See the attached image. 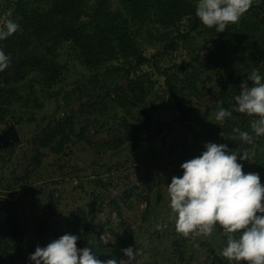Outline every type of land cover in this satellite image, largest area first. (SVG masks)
Segmentation results:
<instances>
[{
    "label": "rangeland",
    "instance_id": "1",
    "mask_svg": "<svg viewBox=\"0 0 264 264\" xmlns=\"http://www.w3.org/2000/svg\"><path fill=\"white\" fill-rule=\"evenodd\" d=\"M124 1L82 0L72 14L59 17L57 24L61 29L82 32V44L93 43L100 33L96 26L105 20L101 17L94 23L90 16L105 3L112 19L128 18V24H123L128 26L124 33L131 40L127 54L119 46L118 33L110 27L105 33L111 34L115 58L102 49L91 57L82 55L72 40L49 53L54 39L50 34L34 53L32 48L29 52L40 57V71L16 81L19 58H10L3 71L8 81L7 85L0 83V90L7 103L6 111H0L4 117L0 134L14 126L20 142L0 148L1 264H34L29 256L35 248L70 234L68 219L79 211L91 222L92 243L101 240L112 248L124 237L132 240L136 258L130 264H230L221 255L227 240L219 225L208 236L177 233L168 184L173 176L183 175L181 164L199 156L208 142L226 144L230 151L235 147L241 155L247 152L248 160H238L243 171L260 174L264 136L253 137L251 145L234 131L239 129L234 121L243 123L249 118L233 111L234 97L242 82H251L243 75L237 80L240 67L234 58H243L246 65L253 59L257 63L254 71L264 77V21L254 25V19L250 20L253 11H249L229 34L205 25L190 32L192 15L184 11L167 13L153 0L145 15L144 6L128 15ZM188 4L196 10L197 0ZM50 6L51 0H0V27L6 20L19 24L21 9L31 12L49 10ZM259 15L264 20V10ZM189 33L190 37L182 40L181 36ZM139 56L148 61L138 66ZM54 67L60 77L50 83L46 70ZM113 67L121 71H112ZM164 74L183 90L184 113L169 95ZM190 77L196 78L194 95L182 83ZM137 80L144 82L149 95L138 106L126 107L127 112L113 103L114 90L128 89ZM221 82L229 87L226 100L221 98ZM106 90L114 92L112 98L106 96ZM100 94L106 96L104 101ZM221 107L232 115L217 121L215 115ZM69 117L73 118L66 127L69 140L63 143L59 138L50 148H40L38 155V137ZM124 119L130 122L132 132L128 133ZM125 137V144L116 148L118 140ZM249 145L252 149L246 151L244 147ZM260 180L264 184L263 176ZM14 229H19L17 248V242L8 238ZM127 261L124 254L120 264Z\"/></svg>",
    "mask_w": 264,
    "mask_h": 264
},
{
    "label": "clouds",
    "instance_id": "2",
    "mask_svg": "<svg viewBox=\"0 0 264 264\" xmlns=\"http://www.w3.org/2000/svg\"><path fill=\"white\" fill-rule=\"evenodd\" d=\"M259 0H197L196 16L217 33L225 32L229 24H238L242 16ZM20 30L13 20L0 27V40L7 39ZM10 65V57L0 50V72ZM241 83L239 95L234 97L233 111L255 117L250 128L255 136H264V77L253 71ZM232 111L219 108L215 119L223 121ZM238 132L245 143L252 144L253 136L247 131ZM205 150L181 164L183 175L173 176L168 184L170 208L177 233L188 237L190 233L211 235L216 226L223 230L227 244L221 255L230 264L249 262L264 264V184L258 173L243 171L238 160H248L230 151L226 144L208 142ZM77 235L64 234L48 243L37 246L30 254L34 264H117L114 259L101 261L90 248L77 246ZM130 264L135 261L131 247L123 249Z\"/></svg>",
    "mask_w": 264,
    "mask_h": 264
},
{
    "label": "trees",
    "instance_id": "3",
    "mask_svg": "<svg viewBox=\"0 0 264 264\" xmlns=\"http://www.w3.org/2000/svg\"><path fill=\"white\" fill-rule=\"evenodd\" d=\"M82 0H51V6L49 10H39L35 9L31 12H24V10L21 9L22 18L19 22L20 30L8 37L5 40H0V50H2L6 55H8L10 58H19L17 69L14 74V79L16 81H20L21 78L25 79V76L29 72H38L42 68V61L39 59L40 57L36 55L29 54L30 49L32 53H34L37 48L44 44L45 38H48L50 34H53L54 39L52 42L51 47L49 48V53L54 52L55 47L61 45L64 41L72 40L74 45L81 50L82 55L86 54L87 57H91L93 54L95 55L99 49H102L103 51H106L109 58H115L116 57V51L114 46L113 40L110 39V32L106 29L110 27L113 31H116L118 33L117 35V41L123 51V53L127 54L126 50L128 48V44H130L129 41H131L128 36L124 33L126 32L127 25L124 26L123 24H128V18L123 16H120V18L116 17L115 19H112V14L109 11H106L105 9V3H100L98 7H96L95 12L91 14L90 18L92 19V22L97 23L99 18L103 17L105 20V23L98 24V27L96 26L95 31L98 32L100 30L99 35L95 39L93 43H84L82 44V32H79L77 30H74L73 28H60L59 24H57V20H59V17H66L70 13H73V10L76 8V5L81 2ZM153 0H125L126 3V9L128 12V15L137 13L138 10L141 9V7L144 6V15L148 11V5ZM159 1L158 3L161 4V6L167 10V13H169V10H181L184 11L187 15H192V24L193 28L190 32L198 31L202 27V23L199 20V18L196 16V10L194 7H191L189 3V0H154ZM264 10V0H259V3L253 4V6L249 9V11H253L250 20L254 19V25L259 23L261 21H264L263 19H260L259 13ZM248 11V12H249ZM255 11V12H254ZM250 13V12H249ZM248 19V17H246ZM242 19V18H241ZM240 19V20H241ZM244 18L242 22H244ZM97 25V24H96ZM233 25L235 24H229L225 32L229 34V30L232 29ZM52 26V28H51ZM106 28V29H105ZM191 33L185 34L181 36L182 40H186L190 37ZM174 48V45L171 46ZM43 58V57H42ZM138 66L142 65V63L147 62V58L144 56H139ZM243 58H234V62L236 63V66L240 67L238 70V79L241 75L247 80L248 76L251 74L252 71H254L255 66L257 65L256 62L252 60V63H242ZM215 67L218 68V64H215ZM56 67L54 69H47L46 75L48 78V81L50 83H54L57 81L58 77H60L59 72H55ZM121 71L120 68L113 67L112 71ZM3 75V71L0 72V83H5L7 85V77ZM164 77H166V85L169 92V95L178 103L180 106L181 113H184L183 109V103L184 100L181 98L182 89H179L176 82L173 83L171 80V76L169 74H164ZM183 85L187 86L190 91L191 95H194V90H196V78L190 77L186 78L185 81L182 82ZM248 83V82H247ZM251 86V82L249 84ZM222 88V100L228 99L229 96V87L225 86L224 83L221 82L220 84ZM115 93H117L116 99L113 101V103L120 107L121 109H126L128 106H138L139 104L143 103L144 100L148 97L149 92L146 91V86L142 80L132 81L129 84L128 89L125 88H118L117 90H114ZM113 91H109L107 93V90L105 92L106 96L108 98L113 97ZM131 93L133 96L131 97L128 93ZM3 93V94H2ZM106 96H102V94L99 95L101 98V101H104ZM4 97V91L0 90V101L3 100ZM6 101H2L0 103V111L5 109ZM127 110V109H126ZM127 112H129L127 110ZM255 117L249 116L247 120H245L243 123L240 121L239 123L234 121L235 128H241L244 131L249 132L250 135L255 137V134L252 133L250 128V121L254 119ZM4 119V117H0V120ZM125 121V127L128 131V133L132 132V126L130 122H128L126 119ZM179 121V120H178ZM73 122V118L69 117L66 122H59L56 127L49 126L46 131L43 132L42 136L38 137V149L37 154H40V148L46 149L50 148L52 144L61 138L62 140L60 142L69 140V136L66 132L67 125H71ZM233 124V123H232ZM230 125V122H229ZM228 129L225 130V132ZM160 133V132H159ZM127 137V136H126ZM123 138L118 140V143H116V148H121L127 138ZM252 145V144H251ZM249 145L248 147L245 146V150H251L252 146ZM62 149V147H61ZM60 149V150H61ZM232 151H237L234 147ZM36 163L39 166L40 162L39 159L36 158ZM261 177H264V162L261 164V170L260 174ZM68 226L71 229L72 235H77L80 237V239L77 242V246L81 249L88 247L91 249L92 254L96 256L101 261H107L108 259H114L117 261V264H120V259L123 257L124 252L123 249L129 248L132 245V240L127 241L126 239L128 237H124L123 240L120 242L118 246H110L112 248H108L105 245L102 244L101 240H98V244H94L91 242L92 236V228H91V222L87 219L83 211H79L75 214L74 218L68 219ZM19 229L12 230V237L11 235L8 236L9 241L17 242V236ZM19 247V242L16 243V248ZM217 261L220 262V260L217 258ZM1 264V263H0ZM220 264H223L220 262Z\"/></svg>",
    "mask_w": 264,
    "mask_h": 264
},
{
    "label": "water",
    "instance_id": "4",
    "mask_svg": "<svg viewBox=\"0 0 264 264\" xmlns=\"http://www.w3.org/2000/svg\"><path fill=\"white\" fill-rule=\"evenodd\" d=\"M20 142L19 134L14 126H11L8 131L0 134V148H9L17 145Z\"/></svg>",
    "mask_w": 264,
    "mask_h": 264
}]
</instances>
